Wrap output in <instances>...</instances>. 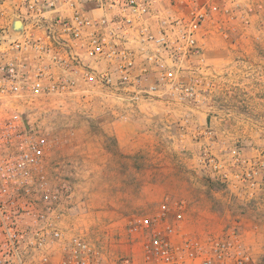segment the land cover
<instances>
[{
  "label": "built area",
  "instance_id": "obj_1",
  "mask_svg": "<svg viewBox=\"0 0 264 264\" xmlns=\"http://www.w3.org/2000/svg\"><path fill=\"white\" fill-rule=\"evenodd\" d=\"M247 3L0 0V264H109L100 245L82 233L68 234L76 207L71 173L60 167L52 175L49 133L19 104L45 94H74L83 81L195 108L214 86L203 58L207 24L227 37L242 31L256 12ZM17 19L20 32L13 29ZM226 22L240 25L225 28ZM178 127L182 134L192 129L200 143L203 171L246 202L259 198L263 161L237 147L216 152L213 126L198 125L190 114ZM184 211L180 202L174 215L167 199L156 212L130 218L131 252L116 264L255 263L240 224L202 238L184 229Z\"/></svg>",
  "mask_w": 264,
  "mask_h": 264
},
{
  "label": "rangeland",
  "instance_id": "obj_2",
  "mask_svg": "<svg viewBox=\"0 0 264 264\" xmlns=\"http://www.w3.org/2000/svg\"><path fill=\"white\" fill-rule=\"evenodd\" d=\"M247 2L256 12L242 31H230L227 37L207 24L203 58L215 79L195 108L164 97L117 90L115 94L83 81L74 94H45L19 104L22 114L49 133L52 154L47 163L52 175L60 167L71 173L76 207L66 223L68 234L82 233L100 245L109 264L131 252L130 218L156 212L167 199L174 215L184 202V229L202 238L240 224L254 264H264V190L251 202L235 196L198 166L200 143L192 129L182 134L178 127L190 114L198 125L213 126L216 152L237 147L264 162V0ZM238 25L226 22L224 27ZM113 122H138L134 125L138 134H132L136 146L127 153L115 145ZM150 127L157 131L147 137L144 133ZM131 133L125 130L122 136ZM92 140L95 144L88 145ZM129 196L136 201L130 210L123 208ZM135 248L138 263L140 245Z\"/></svg>",
  "mask_w": 264,
  "mask_h": 264
},
{
  "label": "crops",
  "instance_id": "obj_3",
  "mask_svg": "<svg viewBox=\"0 0 264 264\" xmlns=\"http://www.w3.org/2000/svg\"><path fill=\"white\" fill-rule=\"evenodd\" d=\"M63 13L67 14L68 12L65 10ZM145 119H148V117H145ZM137 123L138 122H128V123H125V124H121V123L116 124V122H113V125L111 127V131L114 134V136H113L114 137V142H115V145H117L119 151L127 153V148L128 149H132V147L136 146V139L134 138V135H132V134L133 133L138 134V132L135 131L136 128L134 126V125H137ZM146 129L147 130L145 131L144 135L147 136V137H148V135L155 134L156 131H157V129H155L154 127H150V128H146ZM125 130H128L129 132H132V133L129 134L128 136H126L127 134L122 136V134L124 133ZM97 142H98V144L101 143L98 140H97ZM87 144L90 145V144H95V143L92 140V142L88 141ZM90 150H91V148L87 149V151H90ZM133 152H134V150H133ZM127 171L130 172L131 170H127ZM121 173H122L121 169L120 168L118 169L116 167V174L121 175ZM135 205H136L135 199L131 198L129 196L127 202H125V204L123 205V208H128L130 210L131 208H134ZM58 256H60V255L58 254Z\"/></svg>",
  "mask_w": 264,
  "mask_h": 264
},
{
  "label": "water",
  "instance_id": "obj_4",
  "mask_svg": "<svg viewBox=\"0 0 264 264\" xmlns=\"http://www.w3.org/2000/svg\"><path fill=\"white\" fill-rule=\"evenodd\" d=\"M13 29L16 32H20L22 30V22L20 20H14L13 21Z\"/></svg>",
  "mask_w": 264,
  "mask_h": 264
}]
</instances>
